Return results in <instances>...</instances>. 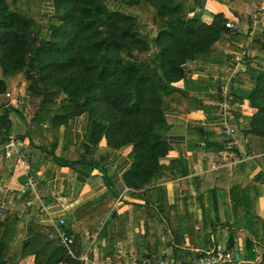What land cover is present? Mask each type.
<instances>
[{"label": "crops", "instance_id": "1", "mask_svg": "<svg viewBox=\"0 0 264 264\" xmlns=\"http://www.w3.org/2000/svg\"><path fill=\"white\" fill-rule=\"evenodd\" d=\"M189 2V16L209 24L214 14L221 13L232 27L202 55L185 62L183 77L172 84L183 90L188 106L165 113L166 151L158 160L159 173L150 184L136 190L123 185L121 173L129 165L130 146L110 149L101 138L95 158L85 153L87 114L59 127L54 153L59 155L66 132L69 158L84 154L92 160V166H60L48 156L36 171L30 170L36 177L37 194L43 196L33 201L61 212L66 226L76 217V207L110 190L114 193L98 230L73 234L74 255L85 253L92 264L107 256L122 262L143 256L153 263L191 259L214 246L240 247L237 264H264V137L249 131L256 109L248 100L257 73L264 69V54L248 47L252 40L263 42L257 37L264 26V11L258 8L264 7V0ZM231 35L237 39L223 44ZM243 50L252 58L237 63L234 56ZM225 125L235 128L237 139L229 152L222 146ZM18 130L17 123L9 127L10 132ZM24 132L18 135L28 143L30 160L32 144ZM2 152L0 181L5 188H0V210L17 218L4 264H34V255L21 257V248L29 222L34 218L44 224L34 210L23 206V201L31 197L19 192L24 177L14 173L12 161ZM152 187L156 189L145 194V189ZM117 196L120 198L114 203ZM122 224L125 230L120 233ZM116 233L122 237L112 241Z\"/></svg>", "mask_w": 264, "mask_h": 264}, {"label": "trees", "instance_id": "2", "mask_svg": "<svg viewBox=\"0 0 264 264\" xmlns=\"http://www.w3.org/2000/svg\"><path fill=\"white\" fill-rule=\"evenodd\" d=\"M40 1L42 7L46 5L44 14H40ZM117 1L118 9L109 8L104 0H0V94L20 72L28 71L30 95L39 98L24 132L32 144L29 170L36 171L48 156L60 166H92L84 154L69 158L66 132L59 155L54 153L59 127L87 114L85 153L95 151L101 138L110 149L130 146L129 165L121 173V181L132 190L147 187L158 175V160L166 151L165 113L188 106L183 90L172 84L183 77L185 62L202 55L230 32L222 28L225 18L221 13L214 14L209 24L189 16V0ZM46 17V26H40ZM145 25L154 29L153 38L141 34ZM234 39L237 37L231 35L223 44ZM248 47L264 54L263 42L255 39ZM148 51V58L138 57ZM255 81L248 94L256 109L249 131L264 137V69ZM59 93L63 96L56 100ZM8 112L3 109L0 114V144L9 131ZM152 189L156 188L145 189V194ZM113 194L110 190L76 207V217L65 226L67 233H95ZM16 223L13 214L0 217V264L9 257L7 248ZM124 230L122 224L120 233ZM47 232L48 227L33 218L21 257L33 254L34 264L62 259L80 264L65 258L63 247L49 239ZM120 233L111 240L119 241Z\"/></svg>", "mask_w": 264, "mask_h": 264}, {"label": "built area", "instance_id": "3", "mask_svg": "<svg viewBox=\"0 0 264 264\" xmlns=\"http://www.w3.org/2000/svg\"><path fill=\"white\" fill-rule=\"evenodd\" d=\"M226 28H231L232 25L229 21L224 22ZM251 54L243 50L240 54L234 56V60L237 63H244L251 59ZM2 100L0 102V108L13 107L15 108L18 104V100L15 96H12L9 91L2 93ZM226 106L225 103H223ZM237 145V139L235 134V128L229 125H225L222 130V146L225 152H229ZM28 143L25 138L20 135H15L13 132L8 131L3 137L0 144V150L3 152L5 159H10L13 163V171L15 174L24 177V183L19 189L20 194L27 193L29 198L23 201V206L34 210L39 216L40 222L48 227L47 237L54 239L58 245L64 249V257L78 261L81 264H92L89 261L85 253L74 255L72 251V245L74 243L73 236L67 233L65 226V220L61 212L54 210L50 205L42 202L35 203L33 198L41 200L42 195L37 194V181L36 177L29 170L28 160ZM0 188L4 189L0 181ZM0 189V190H1ZM52 196H55L54 192H51ZM120 196H117L114 203ZM114 206V205H113ZM241 251L240 247L225 248L220 246H214L204 251L198 252L191 259H171L158 261L156 263L143 256L141 258H130L127 262H122L119 258L107 256L97 264H237L236 254ZM54 264H72L68 260H60Z\"/></svg>", "mask_w": 264, "mask_h": 264}, {"label": "rangeland", "instance_id": "4", "mask_svg": "<svg viewBox=\"0 0 264 264\" xmlns=\"http://www.w3.org/2000/svg\"><path fill=\"white\" fill-rule=\"evenodd\" d=\"M104 2L109 8H112V9H118L119 8V2L117 0H104ZM38 4L40 7V11H41L40 14L41 13L44 14V12L46 10V8L44 6H46V5L44 4V6L42 7L41 1ZM17 6L20 9H23V7L21 5L17 4ZM258 8L261 11H264V7L258 6ZM50 13L52 14V12H50ZM46 19L48 20V17L42 18L39 22V25L42 27H45L47 24ZM144 33L147 34L149 38H153L155 36V31L150 25H145L143 27L141 34H144ZM257 38H259V39L262 38L263 39L262 41L264 43V26H263L261 33L259 34V36ZM149 56H151L150 51H148L147 53L140 54L138 57L141 59H146ZM27 72L28 71L20 72L17 75L16 79L14 81H12L10 84L6 85V87H5V91H9L10 94L12 96H15L17 98V100L19 101L15 108H13V107L9 108L8 118L10 121V126L13 123H17L18 129H20L18 131L22 132V133L25 131L27 123L29 122V120L33 116V114L36 110V107L38 105V101H39L38 97H33L32 95H30L29 90H30L31 78L26 76ZM1 95L2 94H0V102L3 99ZM62 96H63V94L59 93L55 96V99L58 100ZM7 108L8 107L0 108V114H1L3 109H7ZM66 126H67V122L65 124V127ZM19 132L16 131V133L14 132V134L17 135V134H19ZM87 154H93V157L95 158L97 156V151H94L92 153H87ZM1 198H2V195L0 194V201H2ZM0 209H2V206H0ZM10 214H13V213H10ZM3 216H4V212L1 211L0 217L2 218Z\"/></svg>", "mask_w": 264, "mask_h": 264}, {"label": "water", "instance_id": "5", "mask_svg": "<svg viewBox=\"0 0 264 264\" xmlns=\"http://www.w3.org/2000/svg\"><path fill=\"white\" fill-rule=\"evenodd\" d=\"M222 28H223V30H226L227 29L224 25H222Z\"/></svg>", "mask_w": 264, "mask_h": 264}]
</instances>
